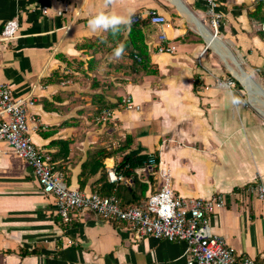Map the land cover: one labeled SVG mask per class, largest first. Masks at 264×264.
I'll list each match as a JSON object with an SVG mask.
<instances>
[{"label":"crops","instance_id":"crops-1","mask_svg":"<svg viewBox=\"0 0 264 264\" xmlns=\"http://www.w3.org/2000/svg\"><path fill=\"white\" fill-rule=\"evenodd\" d=\"M216 1L222 24L211 46L202 29L213 33L204 0H0V84H8L15 97H35L30 137L51 153L68 186L126 196L127 179L112 184L107 175L124 153L99 168L95 150L115 149L119 145L110 144L117 136L124 141L130 135L131 150L141 145L144 153L158 155L177 195H223L226 206L209 220L213 232L242 257L264 262V203L256 194L264 183V22L250 15L259 0ZM150 10L169 21L165 31L175 52H157L161 28L149 23V72L133 67L127 52L117 60L115 48L107 53L103 45L88 71L94 49L87 45L97 48V39L107 36L93 32L90 19L114 13L132 24ZM10 20L18 21V34L4 41ZM213 47L222 57L232 54L236 76L243 69L260 87H245L233 73L227 78ZM229 79L235 86L218 84ZM233 94L240 105L231 104ZM127 96L139 110L117 108ZM107 103L116 105L114 115L98 123L96 111ZM135 173L149 184L146 197L160 188L158 176L150 182V166ZM185 252V243L139 240L128 224L92 212L73 213L64 222L32 167L0 142V264H186Z\"/></svg>","mask_w":264,"mask_h":264},{"label":"built area","instance_id":"built-area-1","mask_svg":"<svg viewBox=\"0 0 264 264\" xmlns=\"http://www.w3.org/2000/svg\"><path fill=\"white\" fill-rule=\"evenodd\" d=\"M206 17L210 19V28L217 37L222 15L218 12L216 0H204ZM45 13L47 9L43 10ZM62 14V12H59ZM148 20L161 28L158 53L171 54L176 47L169 43L165 27H169L166 17L157 11L150 10L133 19V23ZM19 23L8 21L2 30V40L9 41L17 37ZM264 31V23L261 25ZM134 59L141 62L137 54ZM219 85L228 88L235 86L231 79ZM36 103L35 97H15L8 84H0V142L7 143L12 151L25 160L33 169L35 176L47 195L55 199L56 212L64 222H70L73 213L92 212L106 221L126 223L136 239L154 237L169 242L186 244V264H264L255 259L242 257L210 226V217L217 209L226 206V199L221 194L212 195L208 199L186 198L175 193L171 175L159 168L156 171L161 180L160 188L150 193L143 206L122 207L116 195L102 196L98 193H86L68 186L65 175L56 169L53 156L32 141L30 133L36 128L30 108ZM118 109L139 110L131 96L124 97L117 103ZM115 110L104 109L97 117L98 123H107ZM152 171V168L150 167ZM108 181L119 184L125 177L115 167L107 171ZM259 201L264 203V183L256 187Z\"/></svg>","mask_w":264,"mask_h":264},{"label":"trees","instance_id":"trees-1","mask_svg":"<svg viewBox=\"0 0 264 264\" xmlns=\"http://www.w3.org/2000/svg\"><path fill=\"white\" fill-rule=\"evenodd\" d=\"M264 0H259L258 5L253 13L250 15L254 18H257L260 22H264ZM148 20H140L136 23H132L130 29L126 26H121L120 32L113 36L111 32H107V36L105 39L99 37L97 41H101L100 44L95 47V43H91L90 48L94 49L93 58L88 61V71L91 72L94 63L97 61L95 59V54H97L98 50L101 48L100 45L105 46L107 43L115 44L116 48L119 45L123 44L125 46V52L128 53L129 57L132 59L133 67H136L137 70H145L147 72L150 68V60H149V52L148 46L146 44V37L144 33V28L149 24ZM137 54L141 57V62H138L134 59V55ZM98 95V94H96ZM115 104L107 103L103 105V108H98L96 113L99 115L102 113L104 109H115ZM133 138L130 135H127L122 144H120L117 148H97L95 150V155H97L99 161L98 167L101 168L103 166L102 161L106 158H111L118 153H124L123 159L121 162L117 164V171L122 173L124 177L127 179L128 186L125 188L127 192L126 196L122 197L118 194L120 204L122 207H135V206H143L148 197H146V193L149 189V184L146 182H142L135 171L137 169L143 168L145 165L150 166L152 168L150 174V182H153V177L157 176L156 171L158 170L159 165V157L158 155H152L149 153H144L146 149L144 148L142 152L132 155L128 151L132 149ZM128 152V153H127ZM87 169V166H85ZM98 169L94 170V173L97 172ZM84 173V172H83ZM131 182V184H130ZM130 184V185H129ZM109 193L106 195L100 194L102 196H111L114 192H111L112 189H109ZM155 190L152 191V193ZM128 195V196H127ZM126 201V203H125Z\"/></svg>","mask_w":264,"mask_h":264},{"label":"clouds","instance_id":"clouds-1","mask_svg":"<svg viewBox=\"0 0 264 264\" xmlns=\"http://www.w3.org/2000/svg\"><path fill=\"white\" fill-rule=\"evenodd\" d=\"M111 2L112 0H106V4ZM88 26L93 32L96 31L111 32L113 36H116L120 32L121 26H126L127 28L130 29L131 18L116 15L114 13L100 12L89 20ZM124 54H125V46L123 44L115 48L114 50L115 59L117 60L121 59ZM241 103L242 100L240 99V97L236 96L235 94L231 96V104L233 106H238Z\"/></svg>","mask_w":264,"mask_h":264},{"label":"rangeland","instance_id":"rangeland-1","mask_svg":"<svg viewBox=\"0 0 264 264\" xmlns=\"http://www.w3.org/2000/svg\"><path fill=\"white\" fill-rule=\"evenodd\" d=\"M207 22H208V24L210 25V19H209V17L207 16ZM208 30H209V32L211 33V31H210V29L208 28ZM211 34H213V33H211ZM220 36V35H219ZM113 47H115V44H112V43H107V44H105V46H104V48L107 50V53H110L111 51H112V49H113ZM214 49H215V51H216V53L220 56V54H219V52H218V50L215 48V47H213ZM228 50V49H227ZM211 51H213L212 49H210V52ZM228 52H229V54H231V50H228ZM235 52V51H234ZM213 53H214V51H213ZM226 54V53H225ZM232 55V54H231ZM230 55V56H231ZM220 63H219V67L218 68H220V70L226 75V77L228 78V77H230L231 75H233L234 73H233V69H236V66H234V64L232 63V61L230 60V59H228V58H230V57H227V58H225V57H222V56H220ZM237 60H238V58H237ZM239 61V60H238ZM226 64H225V63ZM240 62V61H239ZM242 66V65H241ZM232 72H231V71ZM233 73V74H232ZM235 75V74H234ZM235 77L238 79V80H240L236 75H235ZM241 81V80H240ZM242 82V81H241ZM243 83V82H242ZM244 84V83H243ZM237 86V85H236ZM244 86H245V84H244ZM246 87V86H245ZM248 90V89H247ZM118 138H117V140H114L113 142H111V146L112 147H114L115 145L117 146V145H120V144H122V141L120 140V138H119V136H117ZM119 139V140H118ZM213 230V229H212Z\"/></svg>","mask_w":264,"mask_h":264},{"label":"bare ground","instance_id":"bare-ground-1","mask_svg":"<svg viewBox=\"0 0 264 264\" xmlns=\"http://www.w3.org/2000/svg\"><path fill=\"white\" fill-rule=\"evenodd\" d=\"M194 20V19H192ZM195 21V20H194ZM203 29V34L206 35V37L209 39V44L212 46L214 44H216V41H219V38L216 36H212L209 31H205L204 27H202ZM227 57H230L228 59H232V56L230 55H226ZM226 57V58H227ZM237 76L244 82V84H246L250 89L255 90L258 89L260 87V85L258 83H255L252 81V78L250 76H248L243 69H240V71L238 70V72L236 73ZM259 96V95H256Z\"/></svg>","mask_w":264,"mask_h":264},{"label":"water","instance_id":"water-1","mask_svg":"<svg viewBox=\"0 0 264 264\" xmlns=\"http://www.w3.org/2000/svg\"><path fill=\"white\" fill-rule=\"evenodd\" d=\"M142 151H143V147L141 145H139L136 149L131 150L130 154L136 155V154H138V153H140Z\"/></svg>","mask_w":264,"mask_h":264}]
</instances>
